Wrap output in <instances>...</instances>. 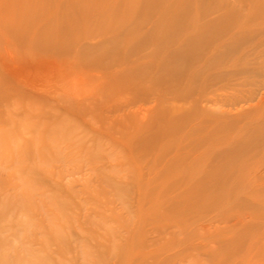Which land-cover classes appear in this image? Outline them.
I'll use <instances>...</instances> for the list:
<instances>
[{
	"label": "rangeland",
	"instance_id": "374dc122",
	"mask_svg": "<svg viewBox=\"0 0 264 264\" xmlns=\"http://www.w3.org/2000/svg\"><path fill=\"white\" fill-rule=\"evenodd\" d=\"M141 1L0 0V264H264V0Z\"/></svg>",
	"mask_w": 264,
	"mask_h": 264
},
{
	"label": "bare ground",
	"instance_id": "6f19581e",
	"mask_svg": "<svg viewBox=\"0 0 264 264\" xmlns=\"http://www.w3.org/2000/svg\"><path fill=\"white\" fill-rule=\"evenodd\" d=\"M127 1H129V0H127ZM131 1H132V0H131ZM134 1H135V0H134ZM148 1H149V0H147V2H148ZM156 1H157V0H156ZM161 1H162V0H161ZM140 2L142 3L141 0H140ZM145 2H146V1H144V3H145ZM125 3H127V2H125ZM144 3H143V4H144ZM157 3H159V0H158ZM157 3H155V4H157ZM132 4H133V3H132ZM136 4H137V3H136ZM121 5H124V4H121ZM139 5H141V4L139 3ZM146 5H147V4H146ZM184 5H185V4H184ZM137 6H138V5H137ZM157 6H158V5H157ZM157 6H156V7H157ZM187 6H188V4H187ZM126 7H128V6H126ZM134 7H135V5H134ZM154 7H155V6H154ZM154 7H153V8H154ZM188 7H189V6H188ZM191 7L193 8V6H191ZM100 8H101V7H100ZM115 8H117V7H115ZM153 8H152V10H153ZM139 9H140V8H139ZM154 9H155V8H154ZM186 9H188V8H186ZM115 10H116V9H115ZM137 10H138V9H137ZM119 11H120V10H119ZM148 12H149V10L147 11V13H148ZM187 12H188V11H187ZM150 13H151V12H150ZM183 14H184V13H183ZM186 14H187V13H186ZM147 15H149V14H147ZM127 16H129V15H127ZM181 16L183 17V15H181ZM124 17H126V16H124ZM124 17H123V18H124ZM127 18H128V17H127ZM174 19H175V18H174ZM179 19H180V18H179ZM129 20H131V18H129ZM129 20H128V21H129ZM182 21H183V20H182ZM125 22H126V21H125ZM179 22H180V20H179ZM175 23H176V21H175ZM48 25H49V24H48ZM180 25H181V24H180ZM47 27L49 28V26H47ZM115 28H116V27H115ZM38 36H39V35H38ZM41 37H43L42 34H41ZM43 38H45V37H43ZM47 40H48V39H47ZM57 40H58V39H57ZM38 41H39V39H38ZM42 41H44V39H43ZM54 41H56V40H54ZM60 41H61V40H60ZM46 42H47V41H46ZM49 42H50V41H49ZM43 43H45V41H44ZM178 56H179V55H178ZM180 57H181V56H180ZM178 58H179V57H178ZM178 58H177V59H178ZM177 61H178V60H177ZM174 63H175V62H174Z\"/></svg>",
	"mask_w": 264,
	"mask_h": 264
}]
</instances>
